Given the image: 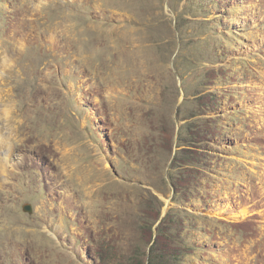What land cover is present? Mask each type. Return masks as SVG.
Wrapping results in <instances>:
<instances>
[{"label": "rangeland", "instance_id": "374dc122", "mask_svg": "<svg viewBox=\"0 0 264 264\" xmlns=\"http://www.w3.org/2000/svg\"><path fill=\"white\" fill-rule=\"evenodd\" d=\"M0 134V264H132L142 189L188 214L185 264H264V0H0Z\"/></svg>", "mask_w": 264, "mask_h": 264}, {"label": "trees", "instance_id": "16d2710c", "mask_svg": "<svg viewBox=\"0 0 264 264\" xmlns=\"http://www.w3.org/2000/svg\"><path fill=\"white\" fill-rule=\"evenodd\" d=\"M192 117H197V115L194 114L192 115ZM185 131H190V129L186 128ZM181 139L182 138H177V140H175V148L178 150H176V152L173 154L170 162L166 160V165L162 168L161 172L162 185L166 189L170 188V193L172 194L171 202L175 203H177V196L181 192L185 191V189L186 191L191 192L192 187L196 186L195 184L186 183V180H184V184L180 183L178 180L179 177H184L191 170L188 163H200V160L197 156L187 154L190 153L191 150L181 148L184 147L182 145L183 142L181 141ZM192 139L194 140L193 142H197L198 137H193ZM165 168H167L166 179L163 172L165 171ZM192 173L193 175L198 176L196 171ZM178 175L180 176L178 177ZM142 191H144L148 195V198H150L151 201L154 202L156 212L154 214L155 219L151 222L150 225L146 226V236L142 240V244H144L142 247L144 250L140 253L141 255H135L136 258L134 257L132 264H185V258L189 255V253L187 252L186 247L182 244V242L184 241V238L182 236L186 231V225L188 224V221L186 220V216L188 214L186 212H183V210L181 209L178 210L177 212L179 213V215H181V213H184V215L179 216L180 218L177 220L174 216V210L169 209L156 228V236L154 238V242L149 247V250L147 252L145 251V247L148 246L152 239L153 230L151 231V228L155 226L156 221L161 214L160 212L163 204L149 190L142 189ZM108 247L109 248L106 249V252L109 250V256H111L112 253H114V248H110V245ZM106 252L100 254L101 256H103V259L112 264L111 259L109 258V256H107L108 254H106ZM114 257L116 258L117 254ZM116 261H119V256L116 258Z\"/></svg>", "mask_w": 264, "mask_h": 264}, {"label": "bare ground", "instance_id": "6f19581e", "mask_svg": "<svg viewBox=\"0 0 264 264\" xmlns=\"http://www.w3.org/2000/svg\"><path fill=\"white\" fill-rule=\"evenodd\" d=\"M2 113L3 114L6 113L5 114V116H6L7 110H3ZM7 141H8V139H6V135L0 134V177L3 178L4 181L6 180V178H8L7 173L9 172V168H13L16 165L15 163H14V165L12 164V162H13L12 157L14 155L11 154V151H10L11 150L10 149L11 144L9 141L8 142Z\"/></svg>", "mask_w": 264, "mask_h": 264}, {"label": "water", "instance_id": "95a60500", "mask_svg": "<svg viewBox=\"0 0 264 264\" xmlns=\"http://www.w3.org/2000/svg\"><path fill=\"white\" fill-rule=\"evenodd\" d=\"M23 211L30 214L31 213V208L29 206H26L25 208H23ZM166 212L167 211H166V208H165V210H163V212L161 213V217H160V219H159V221H158L157 224H159V222L161 221V219L165 216Z\"/></svg>", "mask_w": 264, "mask_h": 264}, {"label": "clouds", "instance_id": "9594fccd", "mask_svg": "<svg viewBox=\"0 0 264 264\" xmlns=\"http://www.w3.org/2000/svg\"><path fill=\"white\" fill-rule=\"evenodd\" d=\"M34 7H35L36 9H39L40 4L38 3V4L34 5ZM3 59H4L5 61H7L8 63H10V60H9L7 57H4Z\"/></svg>", "mask_w": 264, "mask_h": 264}]
</instances>
